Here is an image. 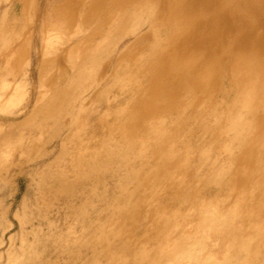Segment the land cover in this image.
Returning a JSON list of instances; mask_svg holds the SVG:
<instances>
[{"label": "rangeland", "instance_id": "obj_1", "mask_svg": "<svg viewBox=\"0 0 264 264\" xmlns=\"http://www.w3.org/2000/svg\"><path fill=\"white\" fill-rule=\"evenodd\" d=\"M248 57L264 63V0H0V264H199L159 254L162 242L201 231L199 207L222 201L221 210L234 208L243 189L252 192L247 206L262 200L254 188L260 168L251 163L264 152L257 134L264 108L251 113L256 126L235 132L231 121L245 105L233 91L231 69ZM124 110L134 121L125 128L136 139L130 150L161 125L160 146L152 138L135 156L137 149L119 151ZM155 145L174 158L162 160ZM54 165L53 174L71 186L81 180L70 196L44 201L40 180ZM136 175L145 187L136 186ZM245 218L252 217L235 225L248 235ZM211 235L200 259L210 248L220 254L231 240L222 230ZM238 253L233 257L241 260L232 263L242 264L246 254Z\"/></svg>", "mask_w": 264, "mask_h": 264}, {"label": "bare ground", "instance_id": "obj_2", "mask_svg": "<svg viewBox=\"0 0 264 264\" xmlns=\"http://www.w3.org/2000/svg\"><path fill=\"white\" fill-rule=\"evenodd\" d=\"M146 2V1H145ZM256 2V1H255ZM219 4V3H218ZM249 4V3H248ZM146 5V4H145ZM140 6V5H139ZM169 6V5H168ZM203 6V5H202ZM227 7V6H226ZM226 7H224V8H226ZM237 7V6H236ZM28 8V7H27ZM30 8V7H29ZM32 8V7H31ZM242 8V7H241ZM150 9V8H149ZM176 9V8H175ZM145 10V9H144ZM164 10V9H163ZM225 10V9H224ZM257 10V9H256ZM141 12V11H140ZM174 12V11H173ZM248 12V11H247ZM237 14V13H236ZM132 15V14H131ZM139 15V14H138ZM207 16V15H206ZM225 16V15H224ZM172 17V16H171ZM109 18V17H108ZM115 18V17H114ZM134 18V17H133ZM62 19V18H61ZM176 19V18H175ZM202 20V19H201ZM105 21V20H104ZM135 21V20H134ZM172 21V20H171ZM211 21V20H210ZM114 22V21H113ZM170 22V21H169ZM220 22V21H219ZM31 23V22H30ZM161 24V23H160ZM169 24V23H168ZM185 24V23H184ZM165 25V24H164ZM61 26V25H60ZM137 26V25H136ZM163 26V25H162ZM174 26V25H173ZM257 26V25H256ZM176 27V26H175ZM48 28V27H47ZM167 28V27H166ZM43 29V28H42ZM48 30V29H47ZM163 31V30H162ZM158 32V31H157ZM207 32V31H206ZM210 33V32H209ZM213 33V32H212ZM215 33V32H214ZM50 35V34H49ZM199 35V34H198ZM211 35V34H210ZM54 37V36H53ZM207 37V36H206ZM255 38V37H254ZM52 39V38H51ZM176 39V38H175ZM194 39V38H193ZM249 39V38H248ZM258 39V38H257ZM162 42V41H161ZM164 42V41H163ZM201 42V41H200ZM188 44V43H187ZM248 46V45H247ZM254 46V45H253ZM223 47V46H222ZM226 47V46H225ZM252 47V46H251ZM256 48V47H255ZM72 49V48H71ZM251 49V48H250ZM254 49V48H253ZM189 50V49H188ZM95 53V52H94ZM247 53V52H246ZM251 53V52H250ZM196 54V53H195ZM225 55V54H224ZM231 55V54H230ZM246 56V55H245ZM251 57H252V55H250ZM251 57L249 58H247L246 60H241L242 62H239L238 64H236L235 66H233L232 67V69H231V76H232V82H231V85H232V88H233V91H235L236 93H238V95H239V93H241V96L243 95L244 96V98H246V99H244L243 98V100L241 99V103L244 101L245 102V105L243 106L244 107V113H242V114H237V115H235L236 117L234 118V119H231V121H234L235 123L233 124V127L234 126H236V129L235 128H233V129H235L234 131L236 132L237 131V129H239L240 128V130H242V128L244 129V128H246V126L248 127V125H249V127L251 126V127H253L254 125L256 126V124H257V122L254 124V121H253V119L255 118V116L254 117H251L253 114H255L256 113V111H257V113L256 114H259L258 113V109H260L261 110V108L263 107L264 108V68L262 69V67H264V63L263 62H261L260 63V61L259 62H257V61H254V59L252 60L251 59ZM255 57V56H254ZM78 58V57H77ZM212 58V57H211ZM223 59V58H222ZM134 60V59H133ZM190 60V59H189ZM234 60V59H233ZM193 61V60H192ZM238 61V60H237ZM236 61V62H237ZM254 61V62H253ZM25 62V61H24ZM209 62V61H208ZM69 63V62H68ZM193 63V62H192ZM263 63V64H262ZM145 64V63H144ZM176 65V64H175ZM209 65V64H208ZM75 67V66H74ZM167 67V66H166ZM121 68V67H120ZM156 68V67H155ZM242 71H241V70ZM262 69V70H261ZM195 71V70H194ZM199 72V71H198ZM200 72H201V70H200ZM214 72V71H213ZM145 74V73H144ZM179 74V73H178ZM171 75V74H170ZM194 75V74H193ZM199 75V74H198ZM203 76V75H202ZM230 76V77H231ZM143 77H145V76H143ZM201 77V76H200ZM183 79V78H182ZM155 80V79H154ZM195 80V79H194ZM194 80L192 81V82H194ZM214 80V79H213ZM258 80V81H257ZM132 81V80H131ZM157 81H158V79H157ZM155 82V81H154ZM165 82V81H164ZM159 83V82H158ZM191 83V82H190ZM193 84H196V83H193ZM203 84V83H202ZM124 85V84H123ZM150 85V84H149ZM218 85V84H217ZM116 86V85H115ZM153 86V85H152ZM198 86H200V85H198ZM126 87V86H125ZM137 87V86H136ZM194 87V86H193ZM212 87H213V83H212ZM217 87V86H216ZM192 88V87H191ZM197 85H196V90H197ZM202 88V87H201ZM231 88V89H232ZM147 89V88H146ZM152 89V88H151ZM188 89H189V87H188ZM199 89V88H198ZM211 89V88H210ZM241 89H242V91H241ZM108 90V89H107ZM110 90V89H109ZM143 90V89H142ZM195 90V89H194ZM204 90H205V88H204ZM212 90V89H211ZM252 90L254 91V94L253 95H251L252 94ZM117 91V90H116ZM172 91V90H171ZM210 91V90H209ZM232 91V90H231ZM207 92V91H206ZM195 93H196V91H195ZM209 93H211V92H209ZM133 94V93H132ZM159 94V93H158ZM161 94V93H160ZM133 95H135V93L133 94ZM149 95V94H148ZM155 94H153V96H154ZM164 95V94H163ZM179 95V94H178ZM205 95V94H204ZM215 95V94H214ZM237 95V96H238ZM156 96H158V95H156ZM202 96V95H201ZM206 96V95H205ZM208 96V95H207ZM206 96V97H207ZM235 96V95H234ZM192 97V96H191ZM190 97V98H191ZM240 97V96H239ZM152 98V97H151ZM154 98H156V97H154ZM153 98V99H154ZM168 98V97H167ZM200 98V97H199ZM235 98H236V96H235ZM241 98V97H240ZM55 99V98H54ZM65 99V98H64ZM148 99V98H147ZM152 99V101H154ZM156 99H158V98H156ZM156 99H155V101H156ZM189 99V98H188ZM239 99V98H238ZM60 100V99H59ZM167 100V99H166ZM240 100V99H239ZM147 101V100H146ZM183 101V100H182ZM189 101V100H188ZM201 101V100H200ZM209 101V100H208ZM211 101V100H210ZM238 101V100H237ZM143 102V101H142ZM203 102V101H202ZM128 103V102H127ZM138 103V102H137ZM158 103V102H157ZM211 103V102H210ZM238 103H239V101H238ZM237 103V104H238ZM231 104V103H230ZM229 104V105H230ZM135 105V104H134ZM133 105V106H134ZM159 105V104H158ZM163 105V104H162ZM185 105V104H184ZM196 105V104H195ZM223 105V104H222ZM241 105V104H240ZM129 106V105H128ZM128 106L126 107V108H128ZM167 106V105H166ZM199 106H200V104H199ZM8 107V106H7ZM141 107V106H140ZM139 107V108H140ZM175 107V106H174ZM223 107H224V105H223ZM239 107V106H238ZM118 108V107H117ZM139 108H138V110H139ZM129 109V108H128ZM243 109V108H242ZM111 110V109H110ZM127 110V109H126ZM126 110H124L123 111V113H122V117H123V119H121V121H122V123H121V125H123L122 127H119V128H121V129H119V128H117V129H119L121 132H119V133H121V137L123 138V144L121 143L120 145H121V148L119 149V151H122V153L124 152V154L125 153H127V151H129L130 150V148L132 147L131 145H132V143H136V139H133V138H131L130 137V135H133V134H130L129 132H127L128 130H125V128H126V126L129 124V122H131V121H133V119L131 120L129 117H128V113L129 112H126ZM136 110V109H135ZM141 110V109H140ZM131 111V110H130ZM144 111V110H143ZM152 111V110H151ZM172 111V110H171ZM240 111H241V108H240ZM109 112V111H108ZM122 112V111H121ZM120 111L118 112V114L119 113H121ZM132 112V111H131ZM144 112H146V111H144ZM218 113V112H217ZM251 113H252V115H251ZM103 114V113H102ZM113 114H115V112L113 113ZM187 114V113H186ZM121 115V114H120ZM212 115V114H211ZM217 115V114H216ZM241 115V117H243V116H249V121L247 120L246 122H243V121H241L240 122V120H241V117H239ZM135 118V117H134ZM142 118V117H141ZM215 117H213V119H214ZM228 118V117H227ZM114 119V118H113ZM137 119V118H136ZM135 119V120H136ZM220 120V119H219ZM139 121V120H138ZM187 121V120H186ZM189 121V120H188ZM231 121H230V123H231ZM134 122V121H133ZM224 122V121H223ZM241 124H240V123ZM233 123V122H232ZM232 123L230 124V125H232ZM262 124H263V122H261ZM133 124V123H132ZM131 124V125H132ZM158 124V123H157ZM237 124H239L238 126H237ZM111 125H113V124H111ZM135 125V124H134ZM159 125V124H158ZM259 126V125H258ZM124 127V128H123ZM161 127V128H160ZM160 127H156L155 126V128L154 129H150L149 131H148V133H146V134H148L146 137V139L145 140H143V141H141L140 142V146H139V150L141 151L144 147H145V143L146 142H148V140H150V139H155V140H151V141H153V142H156V144L158 145L159 144V141H160V139L162 138V131L164 130L163 129V127L160 125ZM80 128V127H79ZM82 128V127H81ZM256 128V127H255ZM106 129V128H105ZM246 129H248V128H246ZM245 129V130H246ZM78 130H80V129H78ZM107 130V129H106ZM118 130V131H119ZM133 130V129H132ZM252 130V129H251ZM250 130V131H251ZM112 131H113V129H112ZM111 131V132H112ZM230 131V130H229ZM239 131V130H238ZM247 131V130H246ZM256 131V130H255ZM80 131H78V133H79ZM231 132H233L232 130H231ZM230 132V133H231ZM253 132H254V130H253ZM80 133H82V132H80ZM118 133V134H119ZM163 133H165V132H163ZM225 133H228V132H225ZM242 133V132H241ZM113 135L115 134V133H112ZM111 134V135H112ZM251 134H252V132H251ZM255 134H256V132H255ZM257 134H258V136L260 135V136H262V137H260L261 138V140L263 139V136H264V127H263V125L262 126H259L258 127V132H257ZM219 135H220V133H219ZM227 135V134H226ZM236 135V134H235ZM177 136V135H176ZM223 136V135H222ZM239 136H240V134H239ZM256 136V135H255ZM143 137V136H142ZM161 137V138H160ZM226 137V136H225ZM231 137V136H230ZM237 137V136H236ZM242 137V136H241ZM245 137V136H244ZM122 138H120V139H122ZM143 138H145V137H143ZM173 138V137H172ZM232 138V137H231ZM235 138V137H234ZM249 138V137H248ZM163 139H164V137H163ZM230 139V138H229ZM171 140V142H172V139H170ZM173 140L175 141V139L173 138ZM233 140V139H232ZM236 140V139H235ZM234 140V141H235ZM256 140H257V137H256ZM260 139H259V142L261 143L262 141H261ZM62 141V140H61ZM107 141V140H106ZM151 141H150V144H151ZM241 141V140H240ZM152 142V143H153ZM161 142V141H160ZM168 142V141H167ZM229 142V141H228ZM242 142H244V141H242ZM119 143V142H118ZM173 143V142H172ZM264 143V142H263ZM149 144V143H148ZM169 144V143H168ZM171 144V143H170ZM169 144V145H170ZM174 144H176V143H174ZM229 144H231V142L229 143ZM232 144H233V142H232ZM241 144V143H240ZM239 144V145H240ZM105 144L103 143V146L102 147H105L104 146ZM108 145V144H107ZM119 145V144H118ZM152 145V144H151ZM151 145H146V146H148V148L147 149H149L150 147L149 146H151ZM167 145V144H166ZM238 144H237V146H239ZM109 146V145H108ZM117 146V145H116ZM116 146H114V147H116ZM156 146V145H155ZM155 146H153V148L151 149V151L152 150H154V147ZM159 146H160V144H159ZM155 147L156 148V153H155V151H154V153L157 155L158 153L160 154V158H162V160H164V161H166V162H168V160H170L169 158L171 157V156H173V157H171V158H174V155H172V154H174L173 152L174 151H171V150H169V153L168 152H166V151H161V148L160 147ZM185 146H186V144H185ZM228 146V145H227ZM247 146V145H246ZM113 147V148H114ZM117 147H120V146H117ZM134 147H136V145L134 146ZM187 147V146H186ZM226 147V146H225ZM242 147H243V145H242ZM259 147V146H258ZM264 147V146H263ZM67 148V147H66ZM97 148V147H96ZM110 148V147H109ZM166 148V147H165ZM180 148V147H179ZM188 148V147H187ZM228 148V147H227ZM102 149H105V148H102ZM112 149V148H111ZM137 149V148H136ZM136 149H134L135 151H137ZM171 149H174V147H171ZM235 149H236V147H235ZM242 149H244V148H242ZM247 149V148H246ZM250 149V148H249ZM261 149V148H260ZM99 150V149H98ZM113 150V149H112ZM134 150L133 151H131L130 150V152H129V154H131V152H134ZM139 150L137 151V152H135V153H133L132 155H136V154H139L138 152H139ZM163 150V149H162ZM167 150V149H166ZM180 150V149H179ZM230 150V149H229ZM103 152H105L106 151V149H105V151L104 150H102ZM108 151V150H107ZM148 151V150H147ZM150 151V150H149ZM150 151V152H151ZM244 151V150H243ZM242 151V152H243ZM262 151H264V149L262 150ZM50 152V151H49ZM61 152V151H60ZM69 152V151H68ZM110 152V151H109ZM118 152V151H117ZM116 152V153H117ZM230 152H231V150H230ZM251 152V151H250ZM254 152V151H253ZM94 153V152H93ZM93 153H92V155H93ZM96 153V152H95ZM99 153V152H98ZM100 153H101V151H100ZM99 153V154H100ZM106 153L107 152H105V156H106ZM120 153V152H119ZM152 153H153V151H152ZM154 153H153V155H154ZM175 153H176V146H175ZM62 154H64V153H62ZM82 154H83V152H82ZM86 154V153H85ZM113 154H114V152H113ZM123 154V155H124ZM103 154H101V155H99V156H102ZM115 155H117V154H115ZM120 155V154H119ZM118 155V156H119ZM126 155H128V154H126ZM132 155H129V156H131L132 157ZM134 155V156H135ZM143 155V154H142ZM89 156V159H90V155H88ZM104 156V155H103ZM128 156V157H129ZM144 156H145V154H144ZM239 156H241V155H239ZM258 156V155H257ZM64 157V156H63ZM98 157V156H97ZM113 157H116V156H113ZM112 157V158H113ZM128 157H125V159L126 158H128ZM138 157H139V155H138ZM183 157V156H182ZM244 157V156H243ZM246 157V156H245ZM73 158V157H72ZM84 158V157H83ZM82 158V160H84ZM101 158V157H100ZM111 158V157H110ZM141 158V157H140ZM158 158V157H157ZM157 158H156V160H157ZM63 159V158H62ZM77 159V158H76ZM79 159V158H78ZM77 159V160H78ZM87 159V158H86ZM128 159H130V158H128ZM144 159V158H143ZM159 159V158H158ZM168 159V160H167ZM237 159V158H236ZM91 160V159H90ZM98 160V159H97ZM249 160H251V159H249ZM54 161H55V159H54ZM73 161H75V160H73ZM80 161V160H79ZM95 161V160H94ZM126 161H128L127 159H126ZM158 161V160H157ZM237 161V160H236ZM247 161V160H246ZM252 161H253V159H252ZM58 162V159H57V161L55 162V163H57ZM76 162V161H75ZM93 162V161H92ZM101 162V161H100ZM154 162V161H153ZM160 162H161V159H160ZM160 162H158V163H160ZM176 162V161H175ZM247 162H249V161H247ZM58 163H62V162H58ZM57 163V164H58ZM170 163H171V161H170ZM179 163V162H178ZM241 163V162H240ZM253 163V164H252ZM251 163V165H254V163L256 164V166H258L259 168H260V171L259 172H256V174L255 175H258L259 174V176L257 177V178H255V181L254 180H252V183H253V181L255 182L254 184L256 185L254 188H256V192H258V191H260V197H262V200H259L258 201V197L257 196H259V195H257L256 196V200L258 201V202H256L254 199V202H256V203H254V202H252L251 201V203H254V204H250V205H248L247 206V204L248 203H246V200H247V198H249L248 196H250V194H252V192L251 191H246L245 189H243V190H241V191H239L238 192V201L235 203V205L234 204H232V206L234 205V208H231V209H226V207H224V208H222V210L220 209L221 207H219V205H221L222 203H224V202H222V201H218L217 203L218 204H213L212 203V201H211V203L213 204V206H209L210 204H208L207 205V203L205 204V205H207V206H209V207H207V209L205 208V209H203L202 210V208H201V210L198 208V210L196 211L197 212V218L200 220V227L199 228H201V231L199 230V232L198 233H194V232H196V231H194L193 233L195 234V235H192V232H191V236L190 237H186V236H183L179 241L178 240H172V239H170V242L169 241H163L161 244H162V246H161V248H160V250H161V252L162 253H159V254H169V253H171L172 255H170V258H171V260H173L174 259V261L175 262H180V261H183V260H198V263L199 264H239L238 262H236V261H234L235 263H232V260H233V258L235 257H233V254L236 252V253H240V252H242V253H244V255L246 254V260L245 261H243V263L242 264H264V152L260 155L259 154V156L255 159L254 158V162H252ZM155 164V163H154ZM168 163H164L163 165L165 166V165H167ZM220 164H222V163H220ZM230 164V163H229ZM245 164H246V162H245ZM258 164V165H257ZM56 165V164H55ZM55 165H54V167H55ZM171 165V164H170ZM169 165V166H170ZM174 165H175V163H174ZM185 165V164H184ZM226 165V164H225ZM249 165H250V162H249ZM250 165V166H251ZM57 166V165H56ZM176 166V165H175ZM182 166V165H181ZM180 166V167H181ZM222 166H223V164H222ZM239 166V165H238ZM246 166L248 167V165L246 164ZM54 167H53V170L51 171H49L48 172V174H46V175H44L43 177H42V179L40 180V191H41V194H42V199L44 200V201H50V200H48V198H45V197H48L49 196V198H54V199H57V194H60V195H62L61 197H64V196H66V195H69V193L71 194V193H73L74 191H73V189L74 188H78V186H79V181L81 180V179H77V181H76V183L75 184H72V186H71V184H69V183H66L65 181H64V176L61 174V173H59L61 176H60V178L59 177H57L56 175H54L53 173L54 172H56L57 171V168L55 167V169H54ZM102 167H103V165H102ZM155 167H157V166H155ZM158 167H159V165H158ZM162 167V166H161ZM161 167H159V169L161 170L162 168ZM174 167V166H173ZM182 167H186V166H182ZM245 167V166H244ZM164 168H166V166L164 167ZM163 168V169H164ZM178 168V167H177ZM223 168V167H222ZM241 168V167H240ZM248 168H250V167H248ZM73 169H75V171H76V175H77V178H80L81 176H80V173H79V168H77V166H75V165H73ZM162 169V170H163ZM173 169H175V168H173ZM186 169V168H185ZM247 171H248V169L247 168H245ZM251 169H253V168H251ZM101 170V169H100ZM157 171L156 172H158V169H156ZM159 170V173L160 172H162V170L160 171ZM221 170V169H220ZM59 171V170H58ZM74 171V172H75ZM140 171V170H139ZM223 171V173H224V175H225V171L224 170H222ZM235 171V170H234ZM245 171V170H244ZM249 171H250V169H249ZM50 172H52V173H50ZM134 172V171H133ZM220 172V171H219ZM242 171H240V173H241ZM57 173V172H56ZM152 173V172H151ZM154 174H155V172H153ZM152 173V174H153ZM249 173H252V172H248V174ZM255 172H253L252 174H254ZM258 173V174H257ZM132 174V173H131ZM149 174H150V172H149ZM148 174V175H149ZM220 174H221V172H220ZM237 174V173H236ZM236 174H235V176H233L234 178L236 177ZM244 175L243 176H245V174H246V177H247V172H245V173H243ZM251 174V175H252ZM133 175H135L134 173H133ZM151 175V174H150ZM160 175V174H159ZM170 175V174H169ZM233 175V174H232ZM254 175V176H255ZM128 176H129V174H128ZM127 176V177H128ZM137 176V175H136ZM153 175H151V177H152ZM166 176V175H165ZM164 176V178H167L168 179V176L167 177H165ZM226 176V175H225ZM242 176V175H241ZM241 176H239V178L241 177ZM138 177V176H137ZM134 178L132 181L133 182H135V179H136V182H137V187H140L141 188V186H144L143 185V183L145 184L146 183V181L144 180V181H142V180H140L141 178ZM154 177V176H153ZM170 177H171V175H170ZM246 177H241V178H246ZM249 177H250V175H249ZM129 178V177H128ZM215 178V177H214ZM218 178V177H217ZM220 178V177H219ZM238 178V179H239ZM240 178V179H241ZM248 178V177H247ZM251 178H252V176H251ZM13 179V178H12ZM124 179V178H123ZM130 179V178H129ZM128 179V180H129ZM155 179V178H154ZM233 179V178H232ZM229 180V179H228ZM234 180V179H233ZM244 180V179H243ZM246 180V179H245ZM245 180L244 181H242V182H244L245 183ZM249 180V179H248ZM132 181H131V183H132ZM175 181V180H174ZM231 181V180H230ZM240 180H237V183L239 182ZM240 181V182H241ZM247 181V180H246ZM251 181V180H250ZM124 182V181H123ZM125 182H126V180H125ZM135 182V183H136ZM161 182H163V181H161ZM173 182V181H172ZM229 182V181H228ZM157 183H159V182H157ZM231 183V184H230ZM229 183V185H231L232 186V183H233V181L232 182H230ZM249 181H247L246 182V185L245 186H250V184L251 183H249ZM124 184H126V183H124ZM134 184V183H133ZM154 184V183H153ZM160 184V183H159ZM227 184V183H226ZM235 184V183H234ZM239 184V183H238ZM248 184V185H247ZM100 185V184H99ZM147 185V184H146ZM96 186V185H95ZM157 186V185H156ZM184 186V185H183ZM193 186V185H192ZM217 186V185H216ZM219 186L221 187V189L223 190L224 188H223V183L222 184H219ZM243 186H244V184H243ZM252 186V185H251ZM145 187V186H144ZM261 187V188H260ZM96 188V187H95ZM133 188V187H132ZM136 188V187H135ZM192 189H193V187H191ZM229 188V187H228ZM254 188H253V190H254ZM121 189V188H120ZM127 189V188H126ZM137 189V191H138V188H136ZM192 189L190 190V191H192ZM195 189V188H194ZM198 189V188H197ZM196 189V190H197ZM230 189H232L231 187H230ZM141 190V189H140ZM187 190H189V188L187 189ZM195 190V191H196ZM199 191H200V189H198ZM197 190V191H198ZM211 190V189H210ZM234 190V189H233ZM248 190V189H247ZM93 191V190H92ZM127 191V190H126ZM133 191V190H132ZM131 191V192H132ZM145 191H146V189H145ZM144 191V192H145ZM149 191H150V189H149ZM173 191V190H172ZM232 191V190H231ZM230 191V192H231ZM234 191H236V190H234ZM234 191H233V193L232 194H234ZM130 192V191H129ZM130 192V193H131ZM136 192V191H135ZM134 192V193H135ZM189 192V191H188ZM211 192V191H210ZM129 193V194H130ZM146 193H148V192H146ZM181 192H179L178 194H180ZM183 193V192H182ZM187 193V192H186ZM194 193V192H193ZM193 193H191V194H193ZM128 194V193H127ZM127 194H125V195H127ZM128 194V195H129ZM194 194H196V192L194 193ZM187 195H189V194H187ZM209 195V194H208ZM231 194H229V196H230ZM255 195V194H254ZM254 195H252L254 198H255V196ZM70 196V195H69ZM227 196V195H226ZM122 197V196H121ZM126 197V196H125ZM175 197V196H174ZM176 197H177V195H176ZM212 197H214V196H212ZM230 197H232V196H230ZM253 197H251V198H253ZM154 198V197H153ZM198 198V197H197ZM258 198V199H257ZM127 199H129V198H127ZM195 199V198H194ZM217 199V198H216ZM117 200V199H116ZM115 200V201H116ZM138 200V199H137ZM184 200V199H183ZM199 200H200V198H199ZM120 201V200H119ZM139 201V200H138ZM186 201V200H185ZM190 201H192V200H190ZM231 201H233V200H231ZM230 201V202H231ZM61 202V201H60ZM128 202V201H127ZM199 202H201V200L199 201ZM198 202V203H199ZM249 202V201H248ZM83 203H85V202H83ZM136 203V202H135ZM202 203V202H201ZM200 203V204H201ZM208 203H209V201H208ZM127 204V203H126ZM132 204H134V203H132ZM195 204H197V203H195ZM195 204H194V206H195ZM200 204H198V205H200ZM44 205V204H43ZM124 205V204H123ZM122 205V206H123ZM131 205V204H130ZM184 205V204H183ZM251 205H253V206H251ZM121 206V207H122ZM132 206V205H131ZM181 206V205H180ZM202 206V205H201ZM227 206V205H226ZM45 207H47V205L45 206ZM81 207H82V205H81ZM126 205H125V209H126ZM157 207V206H156ZM191 207H193V206H191ZM204 207V206H203ZM50 208V207H49ZM52 208H54V207H52ZM64 208V207H63ZM133 208L135 209V207H134V205H133ZM124 209V210H125ZM130 208H128L127 209V211L128 212H130L131 210H132V208H131V210H129ZM139 209V208H138ZM197 209V208H196ZM258 209L260 210V211H258ZM84 210V209H83ZM115 209H113V211H114ZM120 210H122L121 208H120ZM119 209H118V212L120 211ZM112 211V210H111ZM116 211V210H115ZM126 211V212H127ZM193 211V210H192ZM255 212V211H258V212H256V214L255 213H252V212ZM81 212V211H80ZM166 212V211H165ZM174 212V211H173ZM175 212H176V210H175ZM243 212V213H242ZM192 213V212H191ZM135 214H136V212H135ZM140 214V213H139ZM168 214V213H167ZM177 214V213H176ZM194 214V213H193ZM196 214V213H195ZM178 215V214H177ZM183 215H185V214H183ZM190 216H191V214H189ZM188 215V216H189ZM242 215V216H241ZM159 216V215H158ZM169 215H167V217H168ZM187 216V215H186ZM245 216H251L252 218H250L249 220H247L246 218V220L248 221L247 222V225H248V230H249V232L250 233H248V235L247 234H242V231L243 230H239V228H238V226L236 227V222H238V221H240L241 219H244V217ZM134 217H135V215H134ZM140 217V216H139ZM170 217V216H169ZM133 218V217H132ZM137 217H135V219H136ZM129 219V218H128ZM134 219V220H135ZM146 219V218H145ZM170 219H171V217H170ZM177 219V218H176ZM198 219H197V221H198ZM111 220V219H110ZM160 220V219H159ZM165 220V219H164ZM172 220H175V218H173ZM194 220V219H193ZM154 221V220H153ZM162 221V220H161ZM169 221V220H168ZM177 221V220H176ZM133 222V221H132ZM157 222V221H156ZM166 222V221H165ZM179 223H180V220L178 221ZM160 223V222H159ZM174 223H176V222H174ZM174 223L172 224V225H174ZM193 223V222H192ZM197 223V222H196ZM166 224V223H165ZM169 224V223H168ZM171 224H169V225H171ZM238 224V223H237ZM134 225V224H133ZM162 225V224H161ZM167 225V224H166ZM165 225V226H166ZM168 225V226H169ZM171 225V226H172ZM171 226H170V228H171ZM243 226V225H242ZM246 226V225H245ZM175 227H177V226H175ZM240 227V226H239ZM244 227V226H243ZM247 227V226H246ZM184 228V227H183ZM188 228H189V226H188ZM187 228V229H188ZM192 228V227H191ZM196 228V227H195ZM190 229V228H189ZM246 228H245V230H247ZM163 230V229H162ZM174 230H177L176 228L174 229ZM191 230V229H190ZM205 231L206 233H204L205 235H206V237H205V239H204V237H202V234H203V231ZM221 230L223 231V233H227V234H229V235H231L230 237H231V240H229V241H227L226 242V245L224 246V247H226L225 249H224V251H220V254H217V252H216V250L215 249H213V248H210V249H208V250H206L207 251V254H206V258L207 259H203V258H201V259H203V260H201L200 259V256H199V251H201L202 249H203V247H202V245L204 244V243H206V242H204L205 240H207L208 238H211V233H213V234H215V233H220L221 232ZM244 230V232L245 233H247L246 231ZM247 230V231H248ZM164 231V230H163ZM168 231V230H167ZM166 231V232H167ZM170 231V230H169ZM185 231L187 232V230L185 229ZM183 232H184V229H183ZM215 232V233H214ZM241 232V233H240ZM243 232V233H244ZM188 234L187 235H190L189 234V231L187 232ZM203 234V235H204ZM169 235H170V233H169ZM204 235V236H205ZM217 235V234H216ZM219 235V234H218ZM99 236V235H98ZM97 236V237H98ZM123 236V235H122ZM179 236L181 237V234H179ZM223 237H224V235H222ZM247 237V238H244V237ZM101 237V236H100ZM166 237V236H165ZM229 237V236H228ZM103 238V237H102ZM171 238V237H170ZM220 238V237H219ZM222 238V237H221ZM46 239V238H45ZM95 239V238H94ZM94 239L92 240L93 241V243H94ZM106 239V238H105ZM130 239V238H129ZM168 239H169V237H168ZM177 239H179V238H177ZM215 239V238H214ZM230 239V238H229ZM100 240V239H99ZM212 240V239H211ZM224 240V239H223ZM103 241H104V239H103ZM102 241V242H103ZM210 241V240H209ZM213 241V240H212ZM219 241V240H218ZM97 242V241H96ZM95 242V243H96ZM100 242V241H99ZM98 242V243H99ZM108 242V241H107ZM156 242V241H155ZM154 242V243H155ZM214 242V241H213ZM223 242V241H222ZM94 243V244H95ZM101 243V242H100ZM215 243H218V242H214V244ZM89 245V244H88ZM211 245V244H210ZM203 246H206V245H203ZM214 246V245H213ZM217 246L218 247H221V246H219V244H217ZM209 247V246H208ZM222 248H223V246H222ZM221 248V249H222ZM218 249H220V248H218ZM155 250H156V248H155ZM153 250H151L150 252H152ZM215 251V252H214ZM219 252V251H218ZM221 252H223V253H221ZM141 253V252H140ZM214 253V254H213ZM238 253V254H239ZM241 253V254H242ZM147 254V253H146ZM150 254H152V253H150ZM135 255H138V254H135ZM149 255V254H148ZM148 255L147 256H145L146 258H148ZM97 256V255H96ZM154 255H152V257H153ZM152 257H150V259L152 258ZM163 257V256H162ZM242 257H244V256H242ZM241 257V258H242ZM96 258V257H95ZM95 258H94V260H95ZM112 258H114L113 256H112ZM111 257H110V259H112ZM139 258H141V262L143 261V258H144V254L143 255H141L140 254V257ZM166 258V257H165ZM199 258V259H198ZM235 258H237V257H235ZM132 259V258H131ZM136 259H137V257H136ZM155 260H157L156 258H154ZM153 259V260H154ZM237 259H240L239 257L237 258ZM243 259V258H242ZM148 260V259H147ZM146 260V261H147ZM152 260V259H151ZM160 260V259H159ZM166 260V259H165ZM170 260V261H171ZM241 260V259H240ZM97 261V260H96ZM113 261V260H112ZM136 262V261H135ZM140 262V263H141ZM145 262V261H144ZM143 262V263H144ZM149 262V261H148ZM147 262V263H148ZM158 262V261H157ZM166 262V261H165ZM173 262V261H172ZM191 262V261H190ZM231 262V263H230ZM146 263V262H145ZM152 263V261H150V264ZM185 263V262H184ZM184 263H182V264H184ZM194 263V262H193ZM132 264V263H131ZM137 264V263H136ZM154 264H157V263H155V261H154ZM171 264H173V263H171ZM192 264V263H191ZM194 264H196V263H194Z\"/></svg>", "mask_w": 264, "mask_h": 264}]
</instances>
